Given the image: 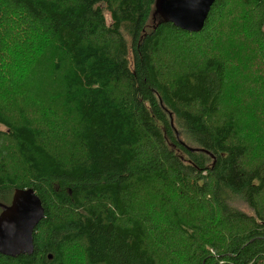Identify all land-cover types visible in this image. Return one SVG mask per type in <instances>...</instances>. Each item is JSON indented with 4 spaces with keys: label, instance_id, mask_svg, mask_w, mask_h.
<instances>
[{
    "label": "trees",
    "instance_id": "trees-1",
    "mask_svg": "<svg viewBox=\"0 0 264 264\" xmlns=\"http://www.w3.org/2000/svg\"><path fill=\"white\" fill-rule=\"evenodd\" d=\"M156 2L0 0V201L46 207L0 264H264V0Z\"/></svg>",
    "mask_w": 264,
    "mask_h": 264
},
{
    "label": "water",
    "instance_id": "water-1",
    "mask_svg": "<svg viewBox=\"0 0 264 264\" xmlns=\"http://www.w3.org/2000/svg\"><path fill=\"white\" fill-rule=\"evenodd\" d=\"M215 0H157L155 11L164 21L195 32L204 26L210 6ZM12 202L0 201V252L11 254L32 253L34 229L46 214L42 198L33 187H18Z\"/></svg>",
    "mask_w": 264,
    "mask_h": 264
},
{
    "label": "rangeland",
    "instance_id": "rangeland-1",
    "mask_svg": "<svg viewBox=\"0 0 264 264\" xmlns=\"http://www.w3.org/2000/svg\"><path fill=\"white\" fill-rule=\"evenodd\" d=\"M237 203H238L239 208L241 207L243 210H246V211H249L250 210L247 207L248 205H246V203L240 202L239 200H237V198H235L234 200H232V204L233 205H237Z\"/></svg>",
    "mask_w": 264,
    "mask_h": 264
}]
</instances>
